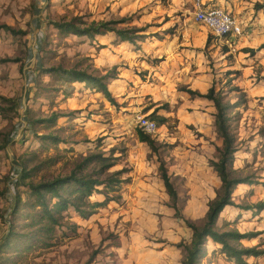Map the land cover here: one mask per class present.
<instances>
[{"label": "rangeland", "instance_id": "1", "mask_svg": "<svg viewBox=\"0 0 264 264\" xmlns=\"http://www.w3.org/2000/svg\"><path fill=\"white\" fill-rule=\"evenodd\" d=\"M203 2L228 7L243 34L212 36L193 0H0V264H182L189 224L203 227L221 186L215 110L186 92L210 88L231 104V176L249 181L233 188L216 230L258 234L230 244L259 252L244 264H264V0ZM72 20L136 37L53 26ZM55 68L100 80L113 103ZM142 117L156 124L153 148L139 140ZM96 154L112 165L85 161ZM73 172L101 181L89 202L104 204L84 216L68 209L48 230L27 185ZM199 264L238 263L207 240Z\"/></svg>", "mask_w": 264, "mask_h": 264}, {"label": "trees", "instance_id": "2", "mask_svg": "<svg viewBox=\"0 0 264 264\" xmlns=\"http://www.w3.org/2000/svg\"><path fill=\"white\" fill-rule=\"evenodd\" d=\"M74 20L57 24L53 26L62 33H72L77 36H87L93 38L95 35L100 34L103 30L114 33L120 42L132 43L133 38L136 36H130L128 31L121 30L117 31L114 28H108L106 25H89L85 28H79ZM117 41V40H116ZM47 72H58L60 74L68 75L73 81L92 83L97 85L103 93L107 96V99L113 103V100L106 92L105 86L100 80L94 79L84 72H76L74 70L65 71L61 68H55L47 70ZM191 97H196L210 101L215 110L214 121L216 132L222 141L221 148L218 150L217 162L213 163L214 170L220 180V192L215 197L214 201L208 206L206 214V222L201 229L196 226L189 224L192 236L189 245L183 246L186 251V257L182 264H199V260L202 254V246L211 240L212 242L221 246L222 253L233 258L238 264H244L242 256L254 257L258 256L259 252H256L255 248H242L237 249L230 243L247 237H254L258 234H239L237 232H218L216 230V221L219 214L226 206H233L232 202V191L236 185L248 184L249 181L241 180L231 176L229 166L232 163L233 155L236 151L234 146L233 137L230 135L228 130V112L231 110V104L229 102H223V99L218 94H215L214 89L210 88L205 94H201L197 91H186ZM139 140L143 143H147L153 148V142L141 131H138ZM100 167V170L110 167L112 164L108 162L107 158L102 155H91L86 160ZM160 178L163 182L166 194L172 201L173 205L176 206L177 193L169 180L166 169L163 163H160ZM27 174H23L21 178H26ZM109 183H117L118 180L108 179ZM19 180L17 181V183ZM101 181H98L92 176L87 177L86 175H76L74 172L65 178H57L50 182L39 183L37 185H27L29 189L28 196L33 199L30 203V207H36L39 210L40 222H45L48 230L51 225H58V220L63 217V213L68 209H72L75 213L84 216L90 212L87 209L101 206L104 203H91L89 199L95 190L96 186H99ZM263 206H258L261 208Z\"/></svg>", "mask_w": 264, "mask_h": 264}, {"label": "built area", "instance_id": "3", "mask_svg": "<svg viewBox=\"0 0 264 264\" xmlns=\"http://www.w3.org/2000/svg\"><path fill=\"white\" fill-rule=\"evenodd\" d=\"M195 20L204 25L210 34L216 38L226 39L239 37L243 28L232 12L224 7L205 6L203 0H193ZM138 126L145 134H152L157 130L156 124L147 118H139Z\"/></svg>", "mask_w": 264, "mask_h": 264}, {"label": "crops", "instance_id": "4", "mask_svg": "<svg viewBox=\"0 0 264 264\" xmlns=\"http://www.w3.org/2000/svg\"><path fill=\"white\" fill-rule=\"evenodd\" d=\"M226 9H228V7H226ZM230 11V10H229ZM227 207V206H226Z\"/></svg>", "mask_w": 264, "mask_h": 264}]
</instances>
